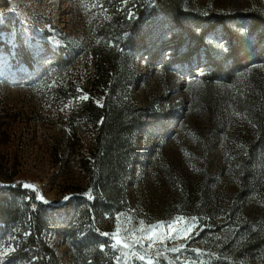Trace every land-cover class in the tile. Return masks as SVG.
I'll use <instances>...</instances> for the list:
<instances>
[{
	"label": "rangeland",
	"instance_id": "rangeland-1",
	"mask_svg": "<svg viewBox=\"0 0 264 264\" xmlns=\"http://www.w3.org/2000/svg\"><path fill=\"white\" fill-rule=\"evenodd\" d=\"M254 17L264 0H0V264H264ZM177 216L190 238L113 246Z\"/></svg>",
	"mask_w": 264,
	"mask_h": 264
},
{
	"label": "snow or ice",
	"instance_id": "snow-or-ice-1",
	"mask_svg": "<svg viewBox=\"0 0 264 264\" xmlns=\"http://www.w3.org/2000/svg\"><path fill=\"white\" fill-rule=\"evenodd\" d=\"M79 91V89H78ZM78 99L86 100L88 97L82 96ZM25 187H31L30 185H25ZM67 199V197L65 198ZM195 218H191V222H194ZM187 218L177 216L172 221L167 222L166 224L164 222H161L157 225H148L144 229H139V231L143 232L142 236H136L134 233H131L130 231H125L123 235L119 232V230L113 234V239L115 241L114 247L120 246L124 249H130L133 247L135 243H140L143 240L147 239L150 241L149 247H152L157 241L160 243H163L166 239H187L190 238V234L193 231V223H191ZM143 223V222H141ZM177 224H180L181 227H176ZM161 227L167 228V235H163L160 233L159 229ZM107 235V234H105ZM132 235L133 242H128V236ZM178 249H172V251H177ZM119 259V258H118ZM140 259H144V257H140Z\"/></svg>",
	"mask_w": 264,
	"mask_h": 264
},
{
	"label": "trees",
	"instance_id": "trees-1",
	"mask_svg": "<svg viewBox=\"0 0 264 264\" xmlns=\"http://www.w3.org/2000/svg\"><path fill=\"white\" fill-rule=\"evenodd\" d=\"M260 22H262V21H260V19L258 17H254L251 20V28L254 27V26L256 27L258 25V23H260ZM261 26L264 29V22L261 23ZM202 35H203V33L200 34V36H202ZM238 41L239 42H242V43L244 42L242 38H239ZM240 45H242V44H239L237 46H239V48L241 49V46ZM90 104H91L90 105L91 106V110H94V111L95 110H98L99 112L101 111L100 108L95 107V105H93L92 103H90ZM98 113L96 115H94V119H97L99 117L100 114H98ZM15 184H16L15 186H17L16 187L17 190H18L17 192H21L22 190H25L26 189V187H22V182H20V181H16ZM10 188L14 189L15 187H10ZM46 250H48V248H46Z\"/></svg>",
	"mask_w": 264,
	"mask_h": 264
}]
</instances>
